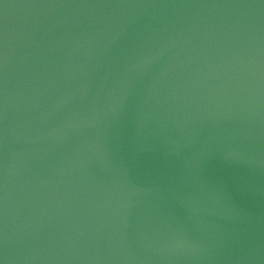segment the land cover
<instances>
[{"label":"water","instance_id":"water-1","mask_svg":"<svg viewBox=\"0 0 264 264\" xmlns=\"http://www.w3.org/2000/svg\"><path fill=\"white\" fill-rule=\"evenodd\" d=\"M0 264H264V0H0Z\"/></svg>","mask_w":264,"mask_h":264}]
</instances>
